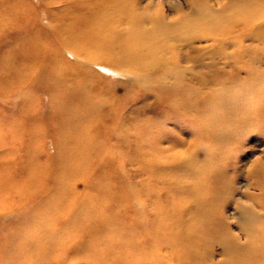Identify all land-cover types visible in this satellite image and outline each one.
<instances>
[{"label":"bare ground","instance_id":"obj_1","mask_svg":"<svg viewBox=\"0 0 264 264\" xmlns=\"http://www.w3.org/2000/svg\"><path fill=\"white\" fill-rule=\"evenodd\" d=\"M49 1L60 9L55 28L25 8L32 0H0V28L18 26L17 53L0 54V264H52L64 231H77L79 243L62 245L55 264L77 251L87 264H264V161L249 146L264 147V0L182 16L184 34L136 0ZM122 22L129 26L117 29ZM232 37L238 55L223 41ZM66 49L75 62L64 60ZM239 61L252 67L241 71ZM92 66L133 76L143 104L127 108L138 97L125 81L96 90L104 81ZM44 99L46 111L34 113ZM187 117L194 139L165 138L168 149L155 154L148 144L122 164L106 159L155 122L184 133ZM96 120L115 139L111 150L89 138ZM243 162L246 201L236 200V217L227 210ZM56 215L69 221L63 230L49 224Z\"/></svg>","mask_w":264,"mask_h":264},{"label":"rangeland","instance_id":"obj_2","mask_svg":"<svg viewBox=\"0 0 264 264\" xmlns=\"http://www.w3.org/2000/svg\"><path fill=\"white\" fill-rule=\"evenodd\" d=\"M137 1V5L141 7L142 10H140V12L144 13V12H148L149 14L153 17L156 18V16L162 14L165 19H167L168 21H172L174 22V24H176L175 26H171L173 29L177 32H179L180 34H184V32L181 30L182 27H178V23L179 21H177L179 18L182 19L181 17H189L190 19H196L197 17H202L203 14H206L208 12V8L215 11L218 10L219 11V7H224V6H228L231 4V2H236L237 0H136ZM37 4V5H36ZM55 3H51L49 0H32V2L30 4L25 5V8H27L28 10L31 11L32 14H39L43 16V19L40 20V24L45 27V28H50V26L55 28V22L53 21V19L60 17V9L58 7H52V5H54ZM209 5V7H208ZM150 8H154V11L152 12V9L150 10ZM217 11V12H218ZM219 13V12H218ZM49 15V16H48ZM167 15V16H166ZM202 15V16H201ZM132 16V13L129 15ZM37 25V23L32 20V25ZM121 25V26H120ZM129 26L127 22H122L121 24L118 25L117 29H125V27ZM18 30V26L15 25L13 22H10L9 20L6 21L4 23V25L2 26V28H0V47L1 45H6L4 47V49L1 48L0 50V54L1 55H14L15 53H17V44L15 41V35L16 32ZM185 31V30H184ZM178 34V33H177ZM238 38L237 37H232L229 39H223L224 42L226 43H230L231 47L228 49V55H236L239 52V48L236 45ZM241 48V46H240ZM171 49V52L169 53L170 55H179L176 51L174 52V50ZM69 50H63L61 55H63V58L65 61H72L75 62L74 58L72 56H70L69 54ZM238 55V54H237ZM230 62H238L236 61V58H232L229 59ZM239 66V70L244 71L246 69H249L252 67V64L248 61H239L238 63ZM93 67V66H92ZM93 69L95 71H97L102 77V83L104 81V85H99L96 86V90H103L106 92L112 91V86H114V82L116 83L117 81H125L124 83L129 87L127 91L128 93H130V96L132 95V97L135 95V97L137 96L138 98H134V100H131V102H129V104L127 105V108L129 109L130 107H136L139 103V106H141L144 102V94H141L138 90V86L132 83V78L133 76H123V75H119V73L114 74L113 72H110V70L108 68L105 67L104 70H97L95 67H93ZM260 71L264 70V67H260L259 69ZM109 73V74H108ZM100 83V81H99ZM125 91V89L123 88L122 90L118 91L119 94H123V92ZM38 99H40V97H38ZM46 99L43 100L44 102V107H43V103L42 101H40L39 103H37V114H42L43 112V108L44 111H46V107H45V103H47V101H45ZM49 101V100H48ZM14 102L15 100L11 99L9 101L6 102V106L9 108H12L14 106ZM1 105L3 104V106L5 105V101L2 103L0 101ZM42 107H41V106ZM138 106V107H139ZM48 114L51 115L52 112L50 111V108L48 109ZM93 122V121H92ZM91 121L89 123H92ZM88 123V124H89ZM196 121L190 117H187L184 120L183 125H186V127H189V129L187 128V130L184 131V133L182 132L181 128L177 127H173V126H166V124H164L163 122H155L150 129L149 128H145V131H148L147 134L142 135L141 139L139 140H135L134 138L132 140H130V148H124V149H120V147L117 146V154L110 155L107 156L106 159H113V157H116L119 160V164L122 162L124 163L127 162V154H129L130 152H132V154H129L130 156H136L134 155V153H138L140 152L139 150L142 149V147H144L143 149H145V147L150 144V150L152 152H154L155 154L158 152H160L161 150H166L169 148L170 144H163V139L165 138H171L173 140L175 139H183V138H188L190 140V138H193V136L198 135L193 129L197 128V125L195 124ZM87 124V125H88ZM100 121L96 120L93 122V133H91L89 135L90 139H95L97 141H104L102 143H104V148L105 149H109L111 150V148L113 147L114 143H115V139L113 138L111 141L108 140L106 138V136H104V134L106 135L105 129L104 130H99V125ZM145 124V123H144ZM91 125V124H90ZM144 126V125H143ZM101 127V126H100ZM163 127V128H162ZM191 127V129H190ZM102 129V128H101ZM149 129V130H147ZM96 130V131H95ZM55 132V130H52L51 133ZM54 139L51 137V135H49L48 141H46V143H43L45 147L48 148V151L50 153H54ZM68 142V145H70L72 143L71 140H67L66 143ZM204 146H202L203 150H205L206 152H211L212 149L211 147H209V145H207L206 143H202ZM250 147L255 149V152H253L254 155H252L253 157H251L252 159H261L262 161H264V147H256L254 145V142L249 144ZM130 151V152H129ZM146 151V150H145ZM121 157V159L118 158V156ZM165 155H169V154H165ZM255 157V158H254ZM42 161L44 162L47 159V156L45 153H43L42 155ZM22 159L21 158H17V165H15L17 168L18 166L20 167V162ZM15 163V164H16ZM121 163V164H122ZM249 165H247V162H243L240 165V169L242 170V174L239 176L238 181L235 184V199L230 201V206L228 207V213L232 216H236V217H241V213L238 212L235 209V203L236 200H244L245 199V194H246V178L245 176L247 175V172L249 170ZM126 167V174H130L131 169H127V165H125ZM118 171L123 172V167L122 165L118 166ZM144 171V169H143ZM130 176V175H129ZM130 178V177H129ZM79 185V189L81 190L83 186ZM10 200V199H9ZM8 200V201H9ZM237 201V202H238ZM6 214V212H5ZM65 214V213H64ZM4 215L3 212H0V218ZM58 215H56L53 219L48 220L49 224L51 225V227H53L56 231H60L63 230L65 228V226H67V224L69 223L68 220H62L58 221ZM57 217V218H56ZM136 215L134 213H129L126 216V220L128 222L133 221L135 222L136 219ZM55 219V220H54ZM45 220V219H44ZM47 220V219H46ZM1 225V223H0ZM54 230V231H55ZM234 231L235 232H239V229L234 227ZM66 233H68L67 235H63L57 239V241H53V244H55L54 246V250H55V256L54 257V261H52V264H55V262L57 263V258L61 257L60 251L62 248V245H67V244H75L76 242L79 243V233L77 231H64ZM54 239V238H53ZM62 251V250H61ZM218 252H220L219 250H217ZM77 253H70L65 254V256H67L66 258H63L60 262V264H87L86 260L82 259V257L77 258L75 256H77ZM219 258H221L219 256ZM59 263V262H58Z\"/></svg>","mask_w":264,"mask_h":264}]
</instances>
